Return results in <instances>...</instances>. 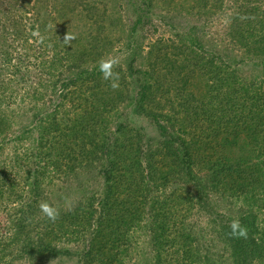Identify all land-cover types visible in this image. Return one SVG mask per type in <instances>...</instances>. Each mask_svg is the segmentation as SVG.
Instances as JSON below:
<instances>
[{
	"label": "trees",
	"instance_id": "16d2710c",
	"mask_svg": "<svg viewBox=\"0 0 264 264\" xmlns=\"http://www.w3.org/2000/svg\"><path fill=\"white\" fill-rule=\"evenodd\" d=\"M21 1L20 13L0 9V211L21 201L9 208L12 232L0 227V262L16 251L30 259L72 255L89 233L81 264H128L140 228L149 235L152 264H264V77L246 75L238 61L182 31L150 43L139 67H117L120 87L113 90L98 61L112 49L114 18L99 14L94 0ZM193 1L191 10L207 19L225 4ZM234 2L228 46L264 74V0ZM77 12L89 29L79 48L82 36L68 20ZM174 15H165L170 24ZM67 32L76 36L70 45L63 43ZM32 38L47 50L40 57L48 82L40 84L44 91L29 84L22 103L10 101L2 74L17 70L11 41L30 55ZM126 106L147 117L157 136L129 118L115 121ZM93 165L103 177L100 195L59 209L54 223L38 212L49 172ZM216 196L233 209L217 211ZM202 211L215 219L225 256L203 245L205 231L194 221ZM35 216L41 220L34 225ZM234 219L247 227V239L229 236Z\"/></svg>",
	"mask_w": 264,
	"mask_h": 264
},
{
	"label": "rangeland",
	"instance_id": "374dc122",
	"mask_svg": "<svg viewBox=\"0 0 264 264\" xmlns=\"http://www.w3.org/2000/svg\"><path fill=\"white\" fill-rule=\"evenodd\" d=\"M92 2V0H90ZM21 0H0V9L7 15H10L7 10L11 7L10 12L15 13L18 9ZM98 13H104L107 17L114 18L116 22L111 25L110 36L113 40V46L109 55L117 57L120 60V65L123 70L127 68L128 61H132L136 67L142 65L143 58L141 54H145V50L150 43L161 37L174 36L177 32H192L199 36V39L205 45V49L215 48L219 50L224 56H228L234 61L240 63V67L243 72L248 76H260L262 74V67L255 60L250 58L243 59L242 53L237 47L231 48L228 46L229 42V15L234 6V0H225L223 9L210 15V17L200 18L194 10H191L190 5L194 2L193 0H177L175 3L166 4L162 0H94ZM106 6V8H104ZM169 8L171 10L169 11ZM170 12L174 15L175 23L170 24L168 19L165 17ZM20 13V12H16ZM97 14V12L95 13ZM138 16L140 21L137 22ZM71 26L75 30L77 36L78 33L82 36V43L75 40V47H82L87 42L88 26L85 25L84 15L80 12L75 13L69 19ZM134 21H136L134 23ZM134 23V25H133ZM176 26L173 28V26ZM133 30V32H131ZM0 35V40H1ZM13 53L16 54L17 70L15 72L3 73L2 76L6 77L5 81L10 84V91L14 93L10 101H16L22 103V95L26 92V87L29 84L32 87H39L44 91V87L40 84L47 83L49 74L47 70L42 67V60L44 57L40 55H48L46 48L38 46L37 39L33 38L29 40L30 48L32 51L27 55L21 47L22 43H18L13 40ZM37 47V48H36ZM229 47V48H228ZM35 49V50H34ZM227 49V50H226ZM37 51V52H36ZM130 54L133 57L130 58ZM38 58H35V57ZM18 57H21L20 62ZM105 57V58H106ZM257 63V64H255ZM56 73V71H55ZM57 74V73H56ZM130 81V78H128ZM29 90V89H28ZM51 95V93L49 94ZM47 95V99L50 96ZM53 98L58 97L57 94H53ZM8 96V95H7ZM128 106L125 109H121L114 114L113 118L115 121L131 119L138 127H143V132L148 136L156 137L157 131L152 122L144 116L130 114ZM23 114V113H22ZM23 117H19L22 119ZM19 121V120H17ZM114 121V120H113ZM49 177L44 183L43 188V200L54 205L58 210L63 208L67 209L69 203L73 206L78 201L88 198L94 193L101 194L103 191L104 183L103 177L100 170L95 166H84L78 168L74 174H67L65 170H53L48 173ZM26 189V187H24ZM24 191L23 195L29 194ZM10 200L8 202V210L5 208L0 211V227H2L6 233L12 232V224L9 220V208L16 207L20 200ZM215 206L217 211H229L233 209L230 201L221 196H216ZM38 212L39 207L37 208ZM211 215L207 212L195 213L194 221L198 222L201 229L205 231V240L203 245L210 247L211 252L216 257L225 256L224 244L220 240L215 231L216 223H212ZM41 218L39 216L32 217V221L35 225ZM215 220V219H214ZM147 234V235H146ZM86 237V242H85ZM81 240L80 245L75 246V252L72 248L70 251L72 255L59 254L56 257H44V259H30L25 255H20L17 251L11 254H5V258L0 264H81L79 249L83 252L84 245L88 243L89 233L86 234ZM133 248L128 258V264H152L153 250L149 240L147 232L138 229L133 240ZM77 252V253H76Z\"/></svg>",
	"mask_w": 264,
	"mask_h": 264
},
{
	"label": "clouds",
	"instance_id": "9594fccd",
	"mask_svg": "<svg viewBox=\"0 0 264 264\" xmlns=\"http://www.w3.org/2000/svg\"><path fill=\"white\" fill-rule=\"evenodd\" d=\"M49 29L53 25L49 24L47 26ZM33 36L37 37L40 43H43L44 37L41 36L39 30L33 32ZM76 39V36L71 32H67L63 38V43L70 45L73 40ZM120 65V60L117 57L108 56L106 58H101L98 61V71L101 73V78L104 81L110 83V87L113 90H116L120 87V73L115 71ZM40 214L51 222H56L59 218V210L52 204L47 201H41L38 205ZM72 210V205L69 203L68 209ZM230 232L229 236L235 239H247L248 229L246 226L242 225L238 219H234L230 222Z\"/></svg>",
	"mask_w": 264,
	"mask_h": 264
}]
</instances>
